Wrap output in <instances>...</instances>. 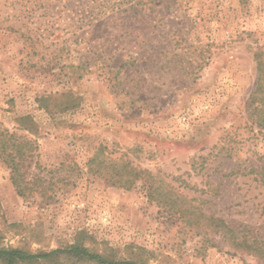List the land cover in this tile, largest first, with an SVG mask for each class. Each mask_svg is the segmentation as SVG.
Returning a JSON list of instances; mask_svg holds the SVG:
<instances>
[{
	"label": "rangeland",
	"instance_id": "rangeland-1",
	"mask_svg": "<svg viewBox=\"0 0 264 264\" xmlns=\"http://www.w3.org/2000/svg\"><path fill=\"white\" fill-rule=\"evenodd\" d=\"M0 148L1 247L264 264V0H0Z\"/></svg>",
	"mask_w": 264,
	"mask_h": 264
},
{
	"label": "trees",
	"instance_id": "trees-1",
	"mask_svg": "<svg viewBox=\"0 0 264 264\" xmlns=\"http://www.w3.org/2000/svg\"><path fill=\"white\" fill-rule=\"evenodd\" d=\"M2 148V149H1ZM2 153L5 152L4 144H1ZM23 146H15L14 154H3L6 158V162H8L10 168V179L12 184L15 186L17 193L20 196L25 195V187L23 186V182L25 180V172L21 170L22 162H20V157L24 155V151L22 150ZM17 156V157H16ZM139 172H133V174H127L126 178L123 180H119L120 185L129 188L132 183H134L135 179L138 177ZM178 212L181 213V210L178 209ZM66 253L74 256L85 257L89 260L94 261L97 264H135V262L130 260H113L108 259L100 254L92 253L87 251L83 247H79L77 245L71 246L68 249H56L49 253L43 254H31L27 253L21 249L17 248H4L0 246V262L4 264H14L17 261H33L41 258H47L55 254Z\"/></svg>",
	"mask_w": 264,
	"mask_h": 264
}]
</instances>
